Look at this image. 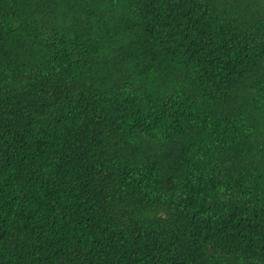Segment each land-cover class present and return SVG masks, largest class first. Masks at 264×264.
<instances>
[{
	"label": "trees",
	"instance_id": "obj_1",
	"mask_svg": "<svg viewBox=\"0 0 264 264\" xmlns=\"http://www.w3.org/2000/svg\"><path fill=\"white\" fill-rule=\"evenodd\" d=\"M0 264H264V0H0Z\"/></svg>",
	"mask_w": 264,
	"mask_h": 264
}]
</instances>
